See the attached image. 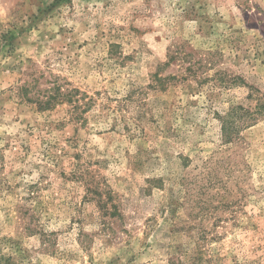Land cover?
<instances>
[{
  "label": "rangeland",
  "instance_id": "rangeland-1",
  "mask_svg": "<svg viewBox=\"0 0 264 264\" xmlns=\"http://www.w3.org/2000/svg\"><path fill=\"white\" fill-rule=\"evenodd\" d=\"M0 260L264 264V0H0Z\"/></svg>",
  "mask_w": 264,
  "mask_h": 264
},
{
  "label": "trees",
  "instance_id": "trees-1",
  "mask_svg": "<svg viewBox=\"0 0 264 264\" xmlns=\"http://www.w3.org/2000/svg\"><path fill=\"white\" fill-rule=\"evenodd\" d=\"M49 103V102H46V104ZM4 262V261H3ZM0 264H2V261L0 260Z\"/></svg>",
  "mask_w": 264,
  "mask_h": 264
}]
</instances>
